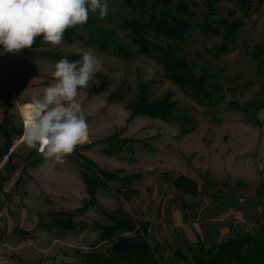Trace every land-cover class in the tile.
Segmentation results:
<instances>
[{
  "label": "rangeland",
  "instance_id": "obj_1",
  "mask_svg": "<svg viewBox=\"0 0 264 264\" xmlns=\"http://www.w3.org/2000/svg\"><path fill=\"white\" fill-rule=\"evenodd\" d=\"M188 1L194 29L184 42L183 53L197 75L207 70L218 77L226 97L217 106L198 103L165 76L162 65L152 56L124 57L100 50L95 41L99 29H106L113 31L125 48L136 51L121 23L138 17V11L126 7L123 0H107L108 11L103 18L98 11L90 12L87 23L80 28V38L72 43L65 39L59 46L44 42L37 50L60 55H78L77 49L91 50L103 61V67L77 97L89 125V139L78 145L64 163L34 154L36 150L25 145L22 135L14 141L16 169L4 170L9 177L5 185L8 196L0 195V244L8 245L6 256L25 264H73L93 250L100 232L96 223L108 224L99 210L76 217L85 224L84 230L59 233L39 226L41 217L49 211L74 210L88 199L80 174L81 157L96 162L101 169L119 173L120 177L142 175L135 180V192L129 193V199L122 194L121 185L114 182L110 190L100 191L99 204L108 212L123 207L136 222H149L148 240L152 247H158L161 264H177L175 251H186L192 243L177 227L181 222L216 220L203 239L208 245L225 239L217 227L231 226L233 234L239 235L264 227V194L257 193L264 186V107L256 119L252 108L264 103V73L250 56L253 47L264 42V15L257 6L241 11L239 0H221L217 14L210 18L211 25H219L217 21L228 18L230 11L245 25L237 44L218 56L222 35L206 33L201 27L208 0ZM170 8L174 10L175 4ZM39 52L5 53L0 46V90L12 86L10 114L19 129H23V105L55 82L52 73L58 61ZM143 84L149 85L153 101L171 95L177 102L178 115H188L195 129L184 135L177 120L132 116L128 107L135 102ZM231 103L247 105L251 112L233 108ZM2 119L0 105V122ZM107 139L133 142L127 143L121 154L108 155ZM199 145L206 150L205 156L190 154ZM202 157L208 167L202 166L194 173L199 196L176 189L173 181L180 175L190 178L189 170L195 169L194 163ZM11 248L18 249L17 253Z\"/></svg>",
  "mask_w": 264,
  "mask_h": 264
},
{
  "label": "trees",
  "instance_id": "obj_2",
  "mask_svg": "<svg viewBox=\"0 0 264 264\" xmlns=\"http://www.w3.org/2000/svg\"><path fill=\"white\" fill-rule=\"evenodd\" d=\"M123 1L126 7L138 11V17L126 18L121 23L122 30L127 33L132 45L136 47V51L134 52L131 47L125 48L115 38L113 31L99 29V35L95 42L101 51L111 50L116 55L124 57H131L132 54L152 56L162 65L165 76L182 87L198 103L213 107L225 100L224 87L220 84L218 77L207 70H203L200 75H197L183 53L184 42L194 29L193 11L188 0ZM220 2L221 0H208V12L205 15L204 24L201 25L206 33L222 35V41L217 47L218 56L226 54L232 46L237 44L240 31L245 25L242 18H234V11H230L228 18L219 19L217 21L219 25H211L210 18L217 14V6ZM262 2L263 0H257V7H260ZM173 4H175V8L171 10L170 6ZM251 6L249 0H239L241 11H248ZM81 27L77 25L67 29L64 33L66 42L72 43L75 39L80 38ZM44 42L42 35L37 36L32 48L23 49L19 54L38 53L37 50ZM41 55L46 58L52 57L57 61L62 58H67L69 61L81 59L79 54L60 55L44 52ZM250 56L258 70L264 73V42L257 43ZM148 88V84L141 85L135 102L129 105L128 108L132 111V116L143 115L167 122L177 120L182 124L181 133L184 135L195 129L188 115H178L177 102L172 100L171 95L153 101ZM94 92H98V90ZM13 97L12 86L0 90V105L3 108V119L0 122V163L8 156L7 162L0 170V191L7 179L3 170L16 169L14 164L16 153H10V149L14 145V141L22 135V129L14 125L10 114ZM231 106L240 111L251 112L247 105L231 103ZM263 107L264 103L252 105V108L255 109L253 113L255 119L256 114ZM257 122L258 119L255 120V123ZM131 142L133 140L116 142L114 139H107L109 147L106 153L108 155L121 154L125 150V145ZM32 164L30 163V165ZM79 168L88 199L75 210L48 212L40 222V227L59 233L84 230L85 224L79 223L76 217L96 209L104 214L108 224L96 223V228L100 232L98 241L93 245V250L84 253L81 260L73 264H161L157 255L158 247H152L148 240L149 222H136L134 217L123 207L108 212L102 209L99 204L100 191L110 190L114 182L121 185L124 190L122 194L129 199V193L135 192L133 188L135 180L142 175L133 174L120 177L119 173L101 169L96 162L86 157H81L79 160ZM173 182L176 189L184 194H191L195 197L200 194L198 182L188 177L180 175ZM257 193L262 196L264 186L258 189ZM175 260L177 264H264V227L258 232L246 231L240 235L233 234L225 240L210 245L199 237L197 241L187 245L186 251L182 248L177 249Z\"/></svg>",
  "mask_w": 264,
  "mask_h": 264
},
{
  "label": "clouds",
  "instance_id": "obj_3",
  "mask_svg": "<svg viewBox=\"0 0 264 264\" xmlns=\"http://www.w3.org/2000/svg\"><path fill=\"white\" fill-rule=\"evenodd\" d=\"M97 11L101 18L107 15V0H0V46L5 53L19 54L31 49L40 35L50 45L59 46L67 29L83 26L89 13ZM77 53L81 59L56 62L55 82L42 95H33L21 110L25 145L61 164L89 138V125L77 97L103 67L94 51L77 49Z\"/></svg>",
  "mask_w": 264,
  "mask_h": 264
},
{
  "label": "crops",
  "instance_id": "obj_4",
  "mask_svg": "<svg viewBox=\"0 0 264 264\" xmlns=\"http://www.w3.org/2000/svg\"><path fill=\"white\" fill-rule=\"evenodd\" d=\"M257 10L262 14L264 15V0L261 4L260 7H257ZM200 147H196L195 149H193L194 151H191L190 154H194L195 157H201V156H205V154L207 153L206 150L201 146L199 145ZM14 152V149H13V146L12 148L10 149V153ZM8 160V156H6L4 158V160L0 163V170L3 168V166L5 165V163L7 162ZM195 161H198V160H195ZM204 167L205 169L208 167L207 163L204 162V158L202 157L201 159L199 158V163H194V167L195 169H192V170H189L191 172H189V177L194 180V181H198L197 178H195V175L194 173L196 174L195 170H197L198 168L201 169V167ZM4 171V170H3ZM192 173V174H191ZM6 177V175H4ZM7 179L5 180V182L3 183V189L0 191V195L2 196H8V193L6 191V188H5V185H6V182L9 181V177H6ZM19 179H17L18 181ZM16 181V183H17ZM8 184V183H7ZM207 207V204L205 205ZM78 209V208H77ZM75 210V209H74ZM50 212V211H49ZM47 215V214H46ZM46 215H43L41 217V221L42 219L46 216ZM40 221V222H41ZM216 220H212V219H192V220H189L187 222H181L177 225V227L180 228V231L182 234H185L187 235L188 239L191 241V242H195L198 240L199 237H201V239L203 240L205 238V235L207 233L206 230L209 231V228L210 226H212L211 224H213ZM150 224V223H149ZM151 225V224H150ZM40 226V224H39ZM218 228V233L219 235L221 236H224L225 239H227L228 237H230L231 235H233V232H232V227L231 226H228V227H217ZM47 231V230H46ZM149 232H150V228H149ZM229 233V234H228ZM224 239V240H225ZM18 263H22V262H17ZM25 264V263H23Z\"/></svg>",
  "mask_w": 264,
  "mask_h": 264
},
{
  "label": "built area",
  "instance_id": "obj_5",
  "mask_svg": "<svg viewBox=\"0 0 264 264\" xmlns=\"http://www.w3.org/2000/svg\"><path fill=\"white\" fill-rule=\"evenodd\" d=\"M250 4L254 7L257 6V0H249ZM23 141V139L21 138ZM2 213H0V221L2 220ZM8 245L7 244H0V264H17V261L12 259L9 256H6ZM11 250H14L17 253L18 249L11 248Z\"/></svg>",
  "mask_w": 264,
  "mask_h": 264
},
{
  "label": "bare ground",
  "instance_id": "obj_6",
  "mask_svg": "<svg viewBox=\"0 0 264 264\" xmlns=\"http://www.w3.org/2000/svg\"><path fill=\"white\" fill-rule=\"evenodd\" d=\"M89 139V138H88Z\"/></svg>",
  "mask_w": 264,
  "mask_h": 264
}]
</instances>
